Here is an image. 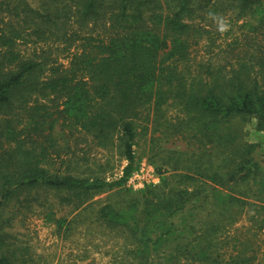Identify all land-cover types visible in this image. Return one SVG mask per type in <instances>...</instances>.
Wrapping results in <instances>:
<instances>
[{
	"label": "trees",
	"instance_id": "trees-1",
	"mask_svg": "<svg viewBox=\"0 0 264 264\" xmlns=\"http://www.w3.org/2000/svg\"><path fill=\"white\" fill-rule=\"evenodd\" d=\"M228 15L243 21L241 37L192 64L210 34L198 20ZM170 105L183 116L169 121ZM142 120L193 149L153 138L159 183L132 193ZM248 123L264 134V0H0V264H29L9 210H30L39 192L78 212L52 219L58 233L85 212L123 237L120 264H247L225 260L220 239L243 215L264 231V153L245 140ZM74 137L117 150L122 177L73 173ZM109 191L116 199L95 208Z\"/></svg>",
	"mask_w": 264,
	"mask_h": 264
},
{
	"label": "rangeland",
	"instance_id": "rangeland-1",
	"mask_svg": "<svg viewBox=\"0 0 264 264\" xmlns=\"http://www.w3.org/2000/svg\"><path fill=\"white\" fill-rule=\"evenodd\" d=\"M231 17L228 15L222 18L228 25L227 31L223 33L218 29V20H198L210 34L207 36L208 39L201 40L198 45L192 48V64L198 65L208 61L211 56L220 51V47L223 49L241 37L243 31L240 26L243 21L236 22ZM208 24L210 26H207ZM22 48L25 49L24 46ZM32 48L34 45L31 44L28 49L31 51ZM176 110L172 105L166 109V117L169 121H175L178 117L183 116ZM141 122L135 147L138 168L126 184V189L132 193L159 183L155 169L149 162L153 138L167 152H187L194 141L188 136H185L184 139L180 137L179 139L169 138L166 140L160 131L152 135V125H145L143 120ZM146 126L148 130H144ZM245 131L247 133L245 140L259 143L264 153V134L256 133L253 125L249 123L246 125ZM69 142L71 157L68 156V159L71 162V168H76L73 169V173L76 175L85 176L93 171L102 175L108 182L122 177L127 162L117 150L100 148L93 140L86 137H80L77 140L74 137ZM48 168L60 173H65L66 170V167L61 164V159L56 155H50ZM38 195L40 203H32L30 210L27 211L24 207L16 204L14 209L10 207L9 210L10 214L14 211L20 213V215H16L12 228H8V232L13 235L19 249L20 247L26 249L25 257L29 264H120L119 260L123 257L125 245L123 237L102 228L97 223H91L88 213L85 212L82 213L81 218H78L81 222L75 228L69 232L58 233L52 219L67 217L68 220H71L78 212L74 213L69 208L59 207L56 199L49 193L39 192ZM112 195V191L97 195L93 199L94 207L97 208L106 204V201L115 200L116 197L111 199ZM49 213L53 214V217L48 218ZM220 240L225 242L221 245L225 260L230 261L231 256L243 254L249 259L247 264H264V231L249 222L245 215L241 216L237 223L223 233ZM241 244L245 246L239 247Z\"/></svg>",
	"mask_w": 264,
	"mask_h": 264
},
{
	"label": "clouds",
	"instance_id": "clouds-1",
	"mask_svg": "<svg viewBox=\"0 0 264 264\" xmlns=\"http://www.w3.org/2000/svg\"><path fill=\"white\" fill-rule=\"evenodd\" d=\"M218 29L221 33L227 31L228 29V25L226 24V22L221 18V19H218Z\"/></svg>",
	"mask_w": 264,
	"mask_h": 264
}]
</instances>
